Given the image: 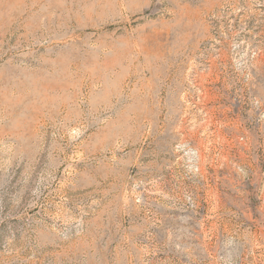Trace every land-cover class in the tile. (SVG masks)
Returning a JSON list of instances; mask_svg holds the SVG:
<instances>
[{"label":"rangeland","instance_id":"1","mask_svg":"<svg viewBox=\"0 0 264 264\" xmlns=\"http://www.w3.org/2000/svg\"><path fill=\"white\" fill-rule=\"evenodd\" d=\"M0 264H264V0H0Z\"/></svg>","mask_w":264,"mask_h":264}]
</instances>
